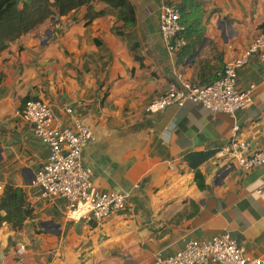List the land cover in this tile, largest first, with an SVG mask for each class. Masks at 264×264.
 <instances>
[{
	"label": "crops",
	"instance_id": "0c3cea01",
	"mask_svg": "<svg viewBox=\"0 0 264 264\" xmlns=\"http://www.w3.org/2000/svg\"><path fill=\"white\" fill-rule=\"evenodd\" d=\"M126 1L129 27L118 8L96 0L52 16L0 53V194L22 189L32 210L21 228L0 227V264H148L225 234L264 261V166L242 171L220 157L234 139L245 143V157L264 150V61L253 56L237 71V90H254L232 117L193 103L144 111L177 76L213 80L264 35V0H201L205 41L180 62L158 31L163 0ZM30 99L50 108L54 124L91 130L83 165L99 191L126 195L125 211L86 223L67 217L63 198L42 195L33 181L49 151L18 115ZM206 152L196 169L186 161Z\"/></svg>",
	"mask_w": 264,
	"mask_h": 264
},
{
	"label": "built area",
	"instance_id": "2783aa9c",
	"mask_svg": "<svg viewBox=\"0 0 264 264\" xmlns=\"http://www.w3.org/2000/svg\"><path fill=\"white\" fill-rule=\"evenodd\" d=\"M180 16L176 2L163 0L158 31L170 58H175L186 44ZM253 56L264 61V35L255 37L242 55L225 63L218 78L210 85L190 84L177 76L176 82L170 83L161 96L146 105L145 113L154 115L172 105L182 107L185 103H193L212 114L234 116L252 102L254 86L250 85L243 91L237 90V71L248 64ZM18 115L49 151L33 184L44 197L63 198L69 219L101 223L111 215L126 210V195L99 191L92 183L93 172L83 165V152L94 141L88 127L79 121L69 128L54 124L50 108L33 99L22 104ZM245 148L244 142L234 139L220 152V157L235 161L242 171L264 166V150L245 157L242 154ZM258 193L261 194V191ZM23 251L24 247L20 246L17 254ZM148 264H264V261L261 257L245 254L225 234L209 241L190 240L174 255H156Z\"/></svg>",
	"mask_w": 264,
	"mask_h": 264
},
{
	"label": "trees",
	"instance_id": "16d2710c",
	"mask_svg": "<svg viewBox=\"0 0 264 264\" xmlns=\"http://www.w3.org/2000/svg\"><path fill=\"white\" fill-rule=\"evenodd\" d=\"M94 1L96 0H30L23 2L21 6H16L10 5V0H0V53L10 42L30 32L52 16H66ZM103 1L119 9L118 17L126 27L133 23V9L126 0ZM177 6L181 15L180 24L184 28L182 36L186 41L177 55V60L180 62L184 57L193 54L196 47L201 45L205 36V25L201 0H180ZM222 69L223 67L215 74V79L207 80L203 84H192L210 85L218 78ZM211 155V152L193 153L186 157V161L196 169ZM31 215L32 210L26 205L22 189L5 187L0 194V227L6 223L13 229H19Z\"/></svg>",
	"mask_w": 264,
	"mask_h": 264
},
{
	"label": "water",
	"instance_id": "95a60500",
	"mask_svg": "<svg viewBox=\"0 0 264 264\" xmlns=\"http://www.w3.org/2000/svg\"><path fill=\"white\" fill-rule=\"evenodd\" d=\"M22 0H10L9 4L10 5H16V6H19V4L21 3ZM205 41V39L203 40ZM202 47H199V49H197V51L195 52V54L191 57V58H195L199 51L201 50Z\"/></svg>",
	"mask_w": 264,
	"mask_h": 264
},
{
	"label": "rangeland",
	"instance_id": "374dc122",
	"mask_svg": "<svg viewBox=\"0 0 264 264\" xmlns=\"http://www.w3.org/2000/svg\"><path fill=\"white\" fill-rule=\"evenodd\" d=\"M21 5V4H20Z\"/></svg>",
	"mask_w": 264,
	"mask_h": 264
}]
</instances>
